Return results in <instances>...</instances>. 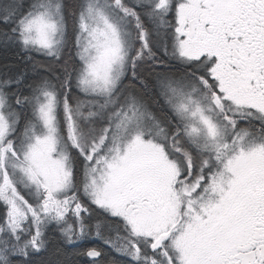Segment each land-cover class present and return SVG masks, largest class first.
Wrapping results in <instances>:
<instances>
[{
	"label": "flooded vegetation",
	"instance_id": "obj_1",
	"mask_svg": "<svg viewBox=\"0 0 264 264\" xmlns=\"http://www.w3.org/2000/svg\"><path fill=\"white\" fill-rule=\"evenodd\" d=\"M157 7V11L152 12L155 14H150L151 11L134 13L138 46L150 49V54H146L149 63L138 59L136 71L145 66L166 69L175 60L203 65L200 72L187 67V77L212 100L216 122L213 125L212 118L207 116V127L213 126L217 131L215 136L207 127L206 132H192V124L186 121L189 113L179 106L181 94L177 88L182 85L171 78L163 83L162 97L164 95L163 104L169 107L172 117L167 122L154 116L142 120L141 109L136 113L145 130L156 127L152 133L161 130L160 136L165 132V138L154 139V145L157 153L166 157L173 174L169 177L170 172H160L159 179H175L174 186L167 188L171 223L168 233L160 241V237L155 239V247H142L141 238L133 235L119 217L112 218L118 224L110 236L108 227L104 235L98 224L91 229L86 218L90 212L86 207L92 204L88 195L79 192L75 170L70 192L74 198L60 199L59 203L65 210L78 203L77 217L64 224L60 218L62 211L48 227H54L56 235L67 246L84 240L99 241L100 248L107 247L123 261L149 259L151 264H192L196 254L190 252L191 256L182 262L176 241L186 210L190 211V223L197 224L208 219L207 211L211 206L227 199L233 202V207L225 213L229 216L234 243L229 251L217 252V264H264V0H161ZM154 30L171 33L170 50L165 47L160 55L153 48V43L160 41ZM175 34L183 42L178 45L182 47L173 46ZM176 116L177 122L174 121ZM127 118L125 107H118L117 119L125 125ZM107 120L104 128L109 130L111 124ZM168 126L181 133L166 137ZM97 133L105 135L102 131ZM83 173L80 184L84 183ZM128 195L126 212L131 217L140 216L143 210L152 214L163 211L146 207L148 201L141 197L139 188H128ZM42 202L43 208L54 204L50 199ZM68 211L71 216L73 208ZM47 231L42 229L44 247ZM41 239L38 238L39 243ZM123 250L126 253L121 255ZM91 251L96 252V257L90 260H98L101 254L93 247L86 249L85 257Z\"/></svg>",
	"mask_w": 264,
	"mask_h": 264
},
{
	"label": "rangeland",
	"instance_id": "obj_2",
	"mask_svg": "<svg viewBox=\"0 0 264 264\" xmlns=\"http://www.w3.org/2000/svg\"><path fill=\"white\" fill-rule=\"evenodd\" d=\"M25 1L31 2L33 8L19 20L20 35L17 38L21 46L47 50L53 52V55L57 56L56 58H61L62 48L64 50V47L70 42L66 37V26L63 24L66 13L63 0ZM107 3L110 8L105 0H82L83 12L75 23L76 48L82 61V70L75 80H78L76 87L80 89L81 93L72 94L68 106L65 101H61L58 105L56 97L52 98L56 95L54 89H50L44 84L47 73L39 75L38 81L42 79L39 83L40 88L35 85L26 101L29 103L30 110L34 111L36 118L40 119L41 127L34 125L29 129L27 124L26 129L23 130L21 141L17 145L15 144V148L8 140V135L12 132L17 120L15 108L13 105H8L3 98L9 96V91H0V172L6 166L9 168V174L16 176L19 181V172L25 174L27 185L30 186L28 189L33 188L31 191H27V195L29 194L28 196L31 198L30 203H39L47 190H50V194L57 198L55 194L64 188L65 180L66 186L59 196L67 195L71 200L74 196L70 193L72 182H70L71 177H68L71 163L67 159L68 148L74 149L76 143L85 146L91 139L93 132L91 127L94 129V138L96 131H102L110 137L111 141L115 142L114 146L103 147L101 143L100 147L96 149L91 142L90 146L83 148L82 155L74 150L83 161L93 154L91 159L86 161L89 162V165L85 164L84 167L86 175L83 177V181L85 183L77 185L79 192L86 197L89 194L87 199L96 202L110 215L121 218L129 231L141 238L147 247L165 233L166 224L168 225L170 222L165 206L159 208V205L163 199L165 202L167 201L168 190L165 187L171 186L172 178L160 180V186L163 188L162 193L155 190L159 185V177L154 178V176L157 174L156 171L170 172L169 177H173V174L170 164L157 153L155 145L150 142V137L144 138V124L136 114L137 112H132L135 110L131 106H137L130 87L134 84V78H126L124 88L119 92H114L123 78L121 75L126 71L127 62H129L126 56H129V52L122 42V36L127 29L126 24L112 10L113 8L117 9L114 3L111 0H108ZM23 5L13 6V9L21 10ZM68 32L71 34V30ZM186 54L189 55L187 51ZM131 57L135 56L132 54ZM191 59L192 57L189 56V60ZM129 64L131 65V62ZM129 72L130 70L127 71L126 76L129 75ZM179 83L182 84L183 81ZM191 85L193 86L192 79L177 89L181 94L180 105L190 116L186 121L192 124V132L199 134L206 132L205 128L209 125L207 116L216 122V111L208 95L201 93L197 86L192 87ZM58 93L60 94L61 91ZM17 95L18 93H15L13 97ZM81 95L83 99H80ZM138 100L143 106L142 98ZM120 104L125 105L130 121L123 125L121 119L112 118L109 121H113L115 124H111V130H106L104 121L108 116L105 113L111 112L114 107L117 108ZM57 105L63 107L62 115L65 113L66 122L69 124L68 135L65 134V130L64 134L62 132L60 125V123L62 125L64 123L62 117L58 118L53 114ZM87 112L90 113L87 115ZM93 122L95 124H92ZM207 128L208 132L215 135L213 126ZM114 130L117 131L116 136L112 133ZM74 131L76 139L72 137ZM64 135L67 137V141ZM160 138H165L164 131ZM73 171L74 167L72 166L71 175ZM1 177L3 176L0 173V183H2L0 198L7 204L9 216L3 229L0 230V234L8 232L9 227H12L14 232H18L25 228L30 215L37 216L27 206L25 200L16 193L17 190L12 184L15 185L17 181L13 182L10 176L9 180H1ZM126 181L141 189V197L145 196L148 201V204H145L146 207H151L155 211L162 209L164 215L163 211L152 214L143 210L140 216H129L126 212L129 198ZM79 207L78 203L70 207L73 208L72 215L63 214L60 217L61 222L65 224L70 219L76 218L75 209ZM232 207V201L221 200L209 208L207 220L198 222L194 226H188L177 237L179 250L183 247L188 257L191 256L190 252L196 254L192 264H217V252L231 249L234 240L230 236L231 225L229 216L225 212ZM70 208L66 210L68 211ZM51 209L49 208L45 212L47 215L44 221H40L38 218L32 219L34 225L36 226L38 223L43 225L48 220H50V225L53 220L58 219L53 215ZM186 217L190 219L191 215L187 213ZM49 229H53V227L51 226ZM26 252L24 245L13 241L12 247L3 246L0 249V264H9L7 257L14 254L15 257L11 264H15ZM125 253L126 250L120 251L121 255ZM185 254L181 255L182 262L186 261Z\"/></svg>",
	"mask_w": 264,
	"mask_h": 264
},
{
	"label": "trees",
	"instance_id": "obj_3",
	"mask_svg": "<svg viewBox=\"0 0 264 264\" xmlns=\"http://www.w3.org/2000/svg\"><path fill=\"white\" fill-rule=\"evenodd\" d=\"M4 2L5 0H0V88L2 91H9V96L5 97V100L7 101L6 103L8 105H13L15 108L14 111L17 120L14 123V128L12 129L9 139L14 140L17 145V143L21 141L23 130L26 129L27 124L29 129L31 126L39 125L38 121L32 119V112L29 103L26 101L31 92H33L32 89L35 88V85L40 88L39 83L42 79L38 81L39 75H46L47 73L44 78V84L50 89H54L58 104H60L63 99H67L70 102L72 94L77 95L81 93L79 88L76 87L78 80H75L76 76L80 75L82 70V61L80 60L76 48L75 23L82 12V2L81 0H63L66 11L63 18V24L66 26V37L70 42L64 47V50L62 48L63 55L61 58H56L57 56L53 55V52L49 53L38 48L21 46L17 38L20 33L16 28H18L20 18L26 12L30 11L33 8V5L31 2L25 0H6V2ZM16 5H23V8L21 10L13 9V6ZM26 7H28L27 10ZM128 9L142 11L144 8H137L136 5L130 6ZM126 23L127 32L125 33L131 40V48L132 51L136 53L137 60L141 59L149 63V58L146 54L149 53L150 49L148 46H141V48H139L138 39L134 29L136 25L134 19H132V17H127ZM69 30H71V34L68 32ZM153 33L160 38V41L153 43V48L156 49L157 53L160 55L165 47L170 50L171 46H168L171 40L170 31L154 30ZM147 40H149V37H147ZM135 47L139 50H136ZM27 52L30 54L29 56H27V54L25 55ZM187 67L194 69L196 72H200L203 65L200 63L189 64L180 60H175L172 64L166 67V69L145 66L141 69L138 67L137 71L136 65H133V67H130L128 76L124 74L122 75L123 78L120 80L119 85L114 92H119L124 88L126 78L133 77L134 84L130 87L134 94V102L136 101L137 103L136 111L141 109L140 117L142 120L150 119L154 116L160 121L167 122V120L172 117V114L170 113L169 107L163 104V83L169 78H171L174 83H179L181 80H184L185 83L188 82L191 79L187 78V80H185L187 77ZM58 91H61L63 95L61 96V93L59 94ZM15 93H18V95L13 97V94ZM141 98L144 107L141 106V103L138 100ZM80 99H83V97L81 96ZM122 107H125V105L122 104ZM60 113L58 112V118L59 116L61 117ZM88 114L89 112H87V115ZM110 116H112V114H110ZM174 121H179L177 120V116ZM92 124H95V122ZM91 129L94 131L92 127ZM166 131V137H170L172 133H181V130H173L170 126H168ZM148 132L153 131L151 129L150 131L148 130ZM158 134H161V130H159ZM176 137L182 138L180 135H177ZM69 151L70 157L73 156L71 165L75 170V180L77 184H80L82 171L86 165L74 149H70ZM195 156L197 157L198 155L195 154ZM19 173L20 179L25 181L24 174L22 172ZM13 178L18 180L16 176H13ZM19 183L20 185H23L21 181ZM23 191L22 193H24ZM88 207L90 214L86 216V218L89 221L90 228L93 229V225L98 224L101 234L104 235V229L108 227V236H110L113 232L112 229L116 228V224H118L117 221L108 217L102 212V210L97 209L93 205H89ZM6 213V208L0 205V230L4 227L2 223ZM2 233L0 235H2ZM90 247H93L100 252L101 255L98 260L93 261L85 257L86 249ZM110 262H120L122 264H151L149 259L142 262L135 260L123 261L122 259L117 258L107 247L100 248V242L95 240H84L80 244L67 246L64 240L56 235L53 229L47 231L45 247L41 252L31 253L25 260H21V264H109Z\"/></svg>",
	"mask_w": 264,
	"mask_h": 264
},
{
	"label": "bare ground",
	"instance_id": "obj_4",
	"mask_svg": "<svg viewBox=\"0 0 264 264\" xmlns=\"http://www.w3.org/2000/svg\"><path fill=\"white\" fill-rule=\"evenodd\" d=\"M82 1V0H81ZM17 30L19 31V27L17 28ZM27 54V56H29L30 54L27 52V53H25V55Z\"/></svg>",
	"mask_w": 264,
	"mask_h": 264
}]
</instances>
